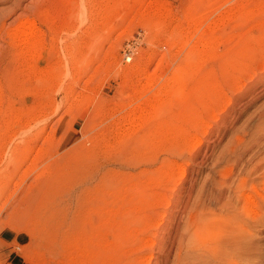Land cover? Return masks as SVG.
<instances>
[{"label":"rangeland","instance_id":"1","mask_svg":"<svg viewBox=\"0 0 264 264\" xmlns=\"http://www.w3.org/2000/svg\"><path fill=\"white\" fill-rule=\"evenodd\" d=\"M77 1L47 2L38 17L28 12L31 31L20 33L10 49L12 75L0 72V264H126V250L118 247L126 237L115 229L153 207L166 180L161 159L177 160L171 149L183 144L195 122L201 121L196 139L203 144L183 150L194 159L178 160L184 176L177 170L168 176L166 194L175 205L169 212L180 210L193 186L191 203L211 169L242 178V168L255 161L244 155L235 168L231 151L243 145L247 131L251 140L264 111V0H85L83 13ZM69 8L75 21L67 33L62 13ZM53 11L61 15L51 24ZM20 13L10 15L7 27ZM50 30L61 35L53 52ZM132 155L143 160L140 170L149 168L147 176L134 172ZM104 168L122 176H110L113 190L106 187L96 216L90 209L99 198L82 194ZM254 175L251 184L259 181ZM247 193L253 194L248 187ZM86 198L93 200L90 208ZM251 206L246 263L264 264V225H252L258 213ZM89 220H101L102 242L88 234ZM160 255L156 250L145 258L161 264Z\"/></svg>","mask_w":264,"mask_h":264},{"label":"bare ground","instance_id":"2","mask_svg":"<svg viewBox=\"0 0 264 264\" xmlns=\"http://www.w3.org/2000/svg\"><path fill=\"white\" fill-rule=\"evenodd\" d=\"M24 1L25 0H0V44L2 43L5 44L4 46L0 45V72L7 77L12 75V70H13L12 63L10 62V58L12 57L10 56V49L11 47H15V45L13 44L14 39L17 38L18 35L22 33L25 29L31 31V26H27L28 16L26 15L28 14V12L29 13L34 12L36 13V16L38 17V15L43 14L42 10L46 7L45 4L53 0H31V4H29L27 7H24L22 5ZM70 1L71 0H65V1L63 0L62 5H70ZM76 3L78 4V7L81 8V11H82L81 13H83L86 7L85 0H78ZM71 5H73V3ZM63 8L65 7L63 6ZM71 8H69L68 10H63V13H62L64 22L66 23L67 33L68 31L71 30L72 25L74 24V21H75V14L73 13V11H71ZM17 11H21V13L18 14L17 17H15V19L11 23V25L7 27L8 25L5 24L6 20L10 17V15L14 14ZM60 15L61 13H58L56 15V11L50 12L49 18L51 22L49 23L53 24L55 17L57 18V16H60ZM46 17L48 18V15ZM57 33L55 32V30H50V34H48L50 36L49 38L52 40V46H51L52 52L55 49L54 44L57 43V41L60 39L59 36H61V35H58ZM34 34H32L31 37H36ZM26 36L27 34L24 37L25 39H26ZM7 39L10 42L7 41ZM33 45L34 44L32 43V46ZM16 51L17 50H15V52ZM133 69H135V67ZM130 70H132V68ZM8 81H10V79ZM230 102L231 101H228L226 105L229 106ZM221 103H223V101L221 100L220 102L217 101L215 103L214 105L215 110L220 107L219 105ZM224 107H225V104H223V108ZM212 119L217 121V117L215 116H213ZM199 122L201 121L193 123L194 124L193 127L190 125L191 127L189 128H191L192 131L190 129L189 130L191 131V133H188L187 135H185L186 133H184V136H183L184 138L182 137L183 138L182 141L180 140L181 142H183L182 145L178 144V146H176L175 149L173 148L171 149L172 150L171 156L174 155L175 157H177V158L171 157V159L175 158L177 160H173V159L169 160L170 158L168 159L160 158L162 160V161L160 160L161 161L160 169L165 168V171L162 173V177H164L166 180L163 184V187L158 192H156L157 196H156V200H155L153 207L150 209L141 210L142 212L138 216L134 214L133 216L134 217L137 216V219L130 216L133 219L132 221L130 220L131 218L129 219L124 218L126 222L121 223L119 228L115 229L120 234H123L124 237H126L125 243L121 245L120 243L124 241L121 239L119 240V242L122 241L119 243L120 245L117 243L119 245L118 246L119 248L120 246L121 247L124 246L122 247L121 251L123 250V248H125L124 250H126V252L123 255L125 258V261L127 260L126 264H150L152 259H146L145 255L147 252H154L156 250H158V253L161 254L160 256L162 258L164 257L163 263L161 264H166L167 260L169 259L168 256H170L171 253H174L173 259L171 260L172 261L171 264H247L246 254H248V252L250 251L249 246H248L249 245L248 238L251 237L249 234L250 230H248L249 226L247 223V218H248L247 216L249 213V210H247L248 205H252L250 210L255 209L257 210V213H258L256 214L255 218L251 219L252 225L254 224L258 225L257 227L264 225V111H262L259 114V117H258L259 123L255 125L254 128L250 129L252 130V132L249 136L250 138L249 137L248 138L251 140L249 139H248L249 141L246 140V137L248 136L247 134L250 133L247 131L245 133L247 136L245 134L243 135L245 136V140L242 141L243 145L241 147L240 145H237L231 151L236 158V160L233 161V163H231L232 164L231 166H234L235 168L239 166L240 162L243 161L242 157L244 155L246 156L248 154L250 155L247 157V159H249L248 160L249 162L255 160L254 164L252 165L250 169L247 170V168L246 169L242 168L241 171L239 170L245 176H243L242 174L241 176L243 177L241 178L240 174H238L237 172L238 176L236 177H239V178L233 177L232 171L230 172L228 171L229 174L225 176H222L219 174L217 175L216 173L218 172L214 173L212 171L214 168L211 169L208 172L209 173L208 178L205 180V182H203L198 192L195 193L196 196L192 197L193 200L191 201V203H190V198H191V190L193 186H191L190 193H188L186 199L183 202L179 203L176 201L177 202L176 204L179 203L180 205L179 208L180 207L181 208L180 210L174 211L175 214L173 215L174 212L168 211L172 207V205H174L173 204L174 197L172 201V193H170V197L166 194L170 186V181L172 180V177H168V176L171 175L172 171H176V170L180 172L181 176H184L186 174V169L184 165L178 162V160L185 161L187 163H193V160H194L193 156H191V154H189L188 156L184 155L186 151H183V150L189 149V147H192L193 145L201 146L203 144L202 143L203 141H199L196 139ZM189 124H192V122ZM210 130L211 129L209 127V130L207 131L206 135L207 134L210 135ZM173 144H175V142ZM139 145L142 146L143 144H139ZM17 150H18V147H15L12 157L17 155L18 153ZM164 152L166 151L164 150ZM135 153L136 152H134V154ZM132 157L135 158V160L134 159L133 160L135 161L134 163L137 166V167L135 166L133 167L134 172H135L137 169L141 167L140 165H142L143 160H140L139 156L134 157V155H132ZM150 160L155 165V163L158 161V156L154 155V157ZM9 162L13 163L12 161H9ZM147 169L149 168L145 167L144 170L139 169L140 171L137 173L143 174L142 176H147L149 173ZM115 171L104 168L102 170V175L98 179L99 181L97 180L98 182L92 186H88V187L86 186L87 188H85V191L83 192V194L81 193L84 197L86 196L90 197L89 191H91L92 194L98 197L100 200L99 201L100 203L99 202L95 203L97 204L95 205V207L92 205L94 209H90L91 211L90 213L94 212L96 216H98L97 213L98 212L101 213L103 211L104 209L103 199H104V194H106L105 189L107 187L108 189L110 188L111 190H113V186H114L113 183L111 184L110 182V179H109L110 176L115 175L114 177L117 178L116 180H119L120 176H122L121 173L119 174ZM98 173H100L99 170H97L96 172H93V171L88 172L85 175V177H90V179H92V177H94V175ZM255 173H256V175H254L256 176L255 179L259 181L256 184H251L250 176L251 174L253 175ZM89 180L87 179V181ZM192 182L194 184L196 180L193 179ZM172 183H174V180L172 181ZM247 187H248V190H250L253 194L247 193ZM142 193L144 192H141V194ZM107 195H109V190L107 191ZM137 195L140 196L139 192ZM136 199H137V196H136ZM90 200H91V197H90ZM83 201L84 199H82V202ZM84 202L86 203L85 204L86 207L90 208L92 204L91 202H93V200L87 201V198H86ZM161 205L164 207L162 209V212L164 214V219H162L161 217L162 215V212L160 211ZM132 209L134 210L135 208H132ZM169 216H171V219L169 218ZM184 216H185L184 219L186 220L183 221V224L181 226L180 224L182 223ZM95 219H98V217H96ZM100 221L96 220V222H94L93 220H89V223H88L89 226L87 225L86 222L84 223L88 227V230H87L88 234L91 233V235H93L94 233L95 234L94 238L96 237L95 238L96 240L101 238V232H102L101 230L103 228V225L102 226L98 225V224H102ZM93 224H94V227H93ZM161 226L162 228L160 229ZM164 237H168V239L170 240H169L168 245L166 244V246L163 247L161 242ZM105 238H107V236ZM92 241L93 240H91V242ZM99 241H101V239H99ZM96 243H98V241ZM160 244H161V247H160ZM115 245H114V248L116 247ZM108 246L110 245L108 244ZM88 249H91V247ZM160 262H161V259H160Z\"/></svg>","mask_w":264,"mask_h":264}]
</instances>
